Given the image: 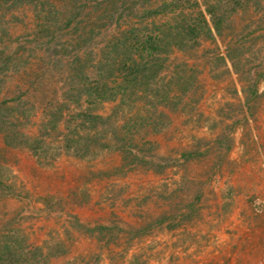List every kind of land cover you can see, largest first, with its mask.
<instances>
[{
	"label": "rangeland",
	"instance_id": "rangeland-1",
	"mask_svg": "<svg viewBox=\"0 0 264 264\" xmlns=\"http://www.w3.org/2000/svg\"><path fill=\"white\" fill-rule=\"evenodd\" d=\"M223 2L230 8L234 0ZM236 8L251 11L236 19L240 26L253 29L264 18V0H240ZM12 11L0 15L2 37L26 18ZM233 20L227 14L224 22ZM258 34L243 40L240 71L228 60L229 69L215 77L199 57L202 99L192 114L174 113L172 123L151 136L160 172L121 171V155L111 150L92 159L63 153L49 166L27 148L7 150L16 193L0 194V264H28L17 254L22 238L27 248L68 247L47 264H261L264 78L256 95L243 90L248 67L252 76L264 74V30ZM19 35L24 40L21 29L15 40ZM36 105L29 132L41 116ZM113 105L106 102L101 112Z\"/></svg>",
	"mask_w": 264,
	"mask_h": 264
},
{
	"label": "trees",
	"instance_id": "trees-1",
	"mask_svg": "<svg viewBox=\"0 0 264 264\" xmlns=\"http://www.w3.org/2000/svg\"><path fill=\"white\" fill-rule=\"evenodd\" d=\"M239 1L225 8L223 0H0V15L26 13L0 34V194L16 193L5 163L12 148L29 149L43 166L63 153L92 159L111 150L121 155V171H162L151 136L174 113L192 114L202 99L199 57L215 77L229 69L228 60L240 71L243 40L264 30L263 17L256 28L239 25L236 19L251 13L238 10ZM20 29L24 40H15ZM207 41L213 46L203 49ZM259 75L247 68L246 94L258 93ZM106 102L114 105L104 114ZM36 103L41 116L29 132ZM24 241L17 254L28 264L69 250L60 242L27 248Z\"/></svg>",
	"mask_w": 264,
	"mask_h": 264
},
{
	"label": "built area",
	"instance_id": "built-area-1",
	"mask_svg": "<svg viewBox=\"0 0 264 264\" xmlns=\"http://www.w3.org/2000/svg\"><path fill=\"white\" fill-rule=\"evenodd\" d=\"M261 264H264V258L262 259V262H261Z\"/></svg>",
	"mask_w": 264,
	"mask_h": 264
}]
</instances>
